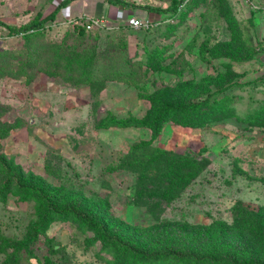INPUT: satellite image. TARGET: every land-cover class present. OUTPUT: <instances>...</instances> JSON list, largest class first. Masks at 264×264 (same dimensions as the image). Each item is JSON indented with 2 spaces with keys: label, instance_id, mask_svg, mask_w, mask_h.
<instances>
[{
  "label": "rangeland",
  "instance_id": "obj_1",
  "mask_svg": "<svg viewBox=\"0 0 264 264\" xmlns=\"http://www.w3.org/2000/svg\"><path fill=\"white\" fill-rule=\"evenodd\" d=\"M61 1L0 0V68H7L0 74V239L23 248L13 260L0 241V264H200L120 258L116 243L103 248L75 215L53 213L41 234L48 197L58 209L91 214L110 237L139 242L146 253L175 241L155 234L175 239L169 230L182 229V249L202 258L264 260V0H192L176 12L180 0H125L131 7L74 0L46 24L44 38L5 36L3 25H31ZM103 16L108 30L74 29ZM133 18L155 26L135 29ZM29 58L34 81L13 79ZM108 60L131 82L84 86L81 73L102 76ZM182 84L191 91L179 93ZM167 108L175 112L155 138L146 128H102L160 117ZM190 118L202 127L182 125ZM157 149L165 154L146 163ZM178 157L185 159L167 178L162 160ZM7 172L23 183L7 184L2 195Z\"/></svg>",
  "mask_w": 264,
  "mask_h": 264
},
{
  "label": "trees",
  "instance_id": "obj_2",
  "mask_svg": "<svg viewBox=\"0 0 264 264\" xmlns=\"http://www.w3.org/2000/svg\"><path fill=\"white\" fill-rule=\"evenodd\" d=\"M74 0H63L61 1V3L56 7V10L53 11L50 15H48L47 17L43 18V19H37L35 20L33 23H31V25H26L23 27H16V26H11V25H3L5 27V36H7L8 38H17V37H21V40L24 41H28L30 43V41L33 40H37V39H42L45 37L46 35V31L48 29L47 25L49 22L54 23L56 20V17L58 16L59 12L66 6H68L71 2H73ZM110 4H114V5H119L122 7H131L132 5L128 2H126L125 0H104ZM194 1V0H193ZM192 1V2H193ZM184 0H180L179 3L177 4V6H175V8L172 10L174 12L178 11L179 6L181 8H186L189 4L184 5ZM145 9L149 12V13H156V14H162L165 13L167 11L155 8V7H145ZM81 22H83L82 24H75L74 29L75 31L78 30L79 34L83 35L85 33H87L86 31V25H85V20H82ZM105 30L108 29H104V30H97L99 32H103ZM93 33V32H90ZM115 49L118 51V47L115 46ZM165 48H163L164 50ZM31 59H26V61L22 60V63H20L18 65V69L17 71H13L11 77L13 79L16 80H20V79H24L27 81L28 84H31L34 79H35V75L30 71V63H31ZM109 61V68H108V72L107 73H102V76L100 73H92L87 75V73H81L80 75V80L84 81V86L86 87H90V84L93 83H100V85L102 86V89H105L107 86V83L109 82H131V73H129V75L126 73V71H122V70H118L116 68H113L112 66H115L114 64H116V66L118 65L117 62L112 63L111 60ZM35 65V62L32 64ZM140 68V67H139ZM138 68V70H139ZM6 70L7 68H0V74H6ZM139 73V71H138ZM141 76H144L142 74V72H140ZM128 76L127 79H124V77ZM189 88L187 87L186 84H182L180 86V88H178V92L179 93H188L191 90H188ZM188 90V91H187ZM181 94V95H183ZM140 98H145L142 95L140 96ZM182 108L181 106H177L176 109H180ZM192 108V104H189L188 106H186L185 111L186 114L190 113V109ZM175 112L174 110L167 108L164 111H162L161 116L160 117H145L142 119L133 117L130 120H119L118 123L117 121L112 124V123H108L107 125H105L104 127H102L103 129H111V128H115L118 127L119 129H129V128H146L149 129L153 132L154 138L157 137L159 135V133L162 130V125L164 122H166L168 120V116L170 114V112ZM192 119H186L187 124H182L184 126H188V127H202L201 124H196L194 125L193 123H191ZM147 144H151V142H146ZM156 155H150L147 157H144V160L146 163L151 162V158L152 159H157L160 157V154H165L164 152L160 151L159 149L155 150ZM178 159L179 162H178ZM185 158H180L178 157L176 159V161H173V159L171 158H165L164 160H162V162L166 163V166L169 170L165 171V176L168 178L169 176L172 177L174 171L178 168L179 165L182 164V162L184 161ZM141 164H143V159L140 161ZM197 163V162H196ZM185 171H188V168H185ZM8 177L6 178L5 181V186L3 187L4 190L1 192V194L6 190V186H8L10 183L14 184V185H22V181L19 180L17 181L16 179L13 178V176L10 174V172H7ZM8 184V185H7ZM30 190L31 191H35L36 190V185L32 182L30 184ZM6 194V193H5ZM4 195V194H2ZM47 204H46V211L43 214L45 219H46V225L41 228L40 231H38L39 233H44L48 226L50 225L51 221H52V216L53 213H58L60 215H75L79 218V221L82 222L86 227H88L90 230L94 231L97 234L98 239L103 240V248H106L108 246H111L113 243H116L118 245V257L120 258H124L125 255H131L132 258H135L136 260H142L143 257H148V258H154V259H160L163 262H166L168 260H172V259H176V260H190L193 261L195 263H200V264H218L219 262H221V260H230V256L227 255H223L220 258H217L215 256H207V257H200L198 255H196L194 252H189L187 250H183L182 247H184V244H186L188 242L187 240V236L184 234V232L182 231V229H171L169 230V232H174L175 235L173 239L172 237H170V233L169 234H165L164 232H158V234H155L156 239H158V241H160L161 239L164 240H169L170 242H172V240H175L172 244L167 245V249L165 250H161V251H156L155 248L154 251L152 252H148L146 253V251L144 249H142L140 247L139 242H133L132 240H126L123 239L121 237L118 236V239L116 237H110V235L108 234V228L107 226L103 223V221H96L94 219V217L91 214H84L82 213L77 207L75 206H65L62 207L61 209H58L53 201L51 200L50 197L46 198ZM52 203V204H50ZM42 222V220H41ZM241 225L244 226V223L241 222ZM39 226L36 228L35 230H38ZM119 230H121V228H118ZM34 238H37V235L35 233ZM153 238V237H152ZM0 241L3 243V245L5 246V252L7 254H9V257L13 258V260L19 259L22 257L23 254V248H21V244L14 242L12 239L9 238H1ZM151 243H152V239H151ZM159 245V244H157ZM29 245H25V248L27 249V251L29 252V260H31L34 257V251L29 250L30 247H28ZM146 248V247H145ZM152 248V247H151ZM171 248V249H169ZM55 249V248H54ZM233 250L236 251H240V253L242 252V249L238 248H233ZM239 253V252H238ZM141 254H143V256H141ZM146 254H148L149 256H147ZM236 264H238L236 261H234ZM14 264V263H11ZM245 264H264V260H248Z\"/></svg>",
  "mask_w": 264,
  "mask_h": 264
},
{
  "label": "built area",
  "instance_id": "obj_3",
  "mask_svg": "<svg viewBox=\"0 0 264 264\" xmlns=\"http://www.w3.org/2000/svg\"><path fill=\"white\" fill-rule=\"evenodd\" d=\"M191 1L192 0H184L183 6L189 4ZM108 24H110V21L105 16L85 17V25H86L87 33L94 32L95 30L110 29L108 27ZM129 26L135 29H139V28H150L155 26V24L149 21H141L138 18H133L129 21ZM262 58L264 61V54L262 55Z\"/></svg>",
  "mask_w": 264,
  "mask_h": 264
},
{
  "label": "clouds",
  "instance_id": "obj_4",
  "mask_svg": "<svg viewBox=\"0 0 264 264\" xmlns=\"http://www.w3.org/2000/svg\"><path fill=\"white\" fill-rule=\"evenodd\" d=\"M158 15H161V14H158Z\"/></svg>",
  "mask_w": 264,
  "mask_h": 264
},
{
  "label": "crops",
  "instance_id": "obj_5",
  "mask_svg": "<svg viewBox=\"0 0 264 264\" xmlns=\"http://www.w3.org/2000/svg\"><path fill=\"white\" fill-rule=\"evenodd\" d=\"M126 11H128V10H126Z\"/></svg>",
  "mask_w": 264,
  "mask_h": 264
}]
</instances>
